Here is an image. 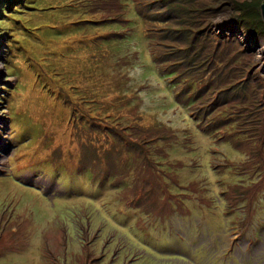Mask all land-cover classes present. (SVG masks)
Segmentation results:
<instances>
[{
    "label": "rangeland",
    "instance_id": "374dc122",
    "mask_svg": "<svg viewBox=\"0 0 264 264\" xmlns=\"http://www.w3.org/2000/svg\"><path fill=\"white\" fill-rule=\"evenodd\" d=\"M86 1L45 0L50 6L22 14L26 27H53L30 32L18 23L9 63L0 34V264H264V155L232 148L222 136L227 125L212 133L194 127L189 105L177 103L174 87L151 60L132 0H115L122 10L112 15L103 13L113 9L112 0H92L99 8ZM210 3L219 10L205 31L233 40L236 47L222 54L250 77L245 86H264V50L256 52L252 44L264 40L236 29L228 0ZM84 15L101 24L85 30L71 24ZM117 16L122 23H113ZM41 57L45 69H58L68 99L89 102L97 94L95 111L103 100L105 111L115 103L116 118L137 114L145 127L156 125L147 134L153 141L143 145L161 170L163 189L149 188L146 205L131 206L132 196L116 190L128 182L131 168L116 183L107 174L95 184L86 168L58 162L74 155L75 144L65 140L68 110L56 103L54 83L37 77ZM11 68L15 74L7 73ZM164 126L172 136L158 143L170 133ZM241 126L247 129L240 119L233 129ZM215 133H221L218 140ZM157 143L159 150L152 151ZM238 181L256 183L250 204L226 202L225 187L234 192ZM134 187L142 192V182ZM242 209L249 222L239 228L235 218Z\"/></svg>",
    "mask_w": 264,
    "mask_h": 264
},
{
    "label": "trees",
    "instance_id": "16d2710c",
    "mask_svg": "<svg viewBox=\"0 0 264 264\" xmlns=\"http://www.w3.org/2000/svg\"><path fill=\"white\" fill-rule=\"evenodd\" d=\"M210 1L132 0V3L135 16L142 22L141 30L151 53V60L158 72L167 77L168 82L174 87L177 103L189 105L188 113L194 120L192 122L194 127L201 132L212 133L219 130L217 127L220 124H222L221 126L227 125L225 131H222V136L226 137V142L232 148L235 147L241 152L249 151L254 157L263 156L264 86L260 85L256 88L253 85L248 87V84L245 86L250 81V77L245 76L244 71L239 72L238 66L233 61V64L230 63L231 57L227 56V53L222 54L223 49L230 46L236 47L233 40L227 37H217L205 31L208 19L219 10L210 6ZM215 1L218 3L220 0ZM228 1L232 13L231 23L238 26L245 36L264 40V23L260 16V5L263 0ZM98 3V1H86V5L99 8ZM111 3L114 4L111 11L102 10L105 15H112L114 10L115 12L122 10L117 6V1L112 0ZM38 5L40 7H37ZM48 6L50 3H45V0H2L0 26H6V28L4 27V31L0 34L6 38L4 42L7 45V53H5L7 63L11 57L9 53V47L12 44L11 38L15 35L18 38V23H21L30 32L53 27L47 23L26 27L23 24L25 19L21 15L26 11H38V9L41 10V7ZM125 10L127 11V8ZM89 17L87 15L79 16V19L71 24L75 27L82 26V30H85L83 26L88 29L93 25L101 24H97L99 21H89ZM114 19H117V21H113L114 24L123 22L118 16ZM100 40L101 35L94 39V42ZM42 44L45 45V42L43 41ZM41 58L39 60L42 61L40 64L42 65V75L37 74V77L50 78V81L54 83L52 89L55 92L56 103L68 110L64 118V121H67L64 126L65 140L71 146V142L75 144L74 155L66 153L58 158V162L73 161V170L86 168L89 179H92L95 184L103 181L107 174L110 175L109 182L116 183L131 168L132 174L127 180L128 182L120 184L116 190H122L132 196L129 195L131 206H137L138 202L142 206L146 205L145 193L151 190L149 188L155 191L163 189V182L157 180L161 170L154 166L147 152L148 148L143 145L148 141H153L147 134L156 125L145 127L143 125L145 121H142L137 114L131 117L116 118L117 111H113L115 103L109 105L108 111H105L103 100H101L103 106H101V111H95L100 107H97L96 104L100 102L97 94L91 96L89 102L83 97L74 101L68 99L66 97L67 83L59 80L58 69L54 68L53 71L45 69L43 66L45 57ZM7 73L15 74L13 68L9 69ZM260 78V76H256V80ZM8 87L6 86V90H9ZM110 88L112 89V87ZM221 106L230 109L222 110L219 113ZM240 119L247 129L244 130L241 126L238 127V131H235L233 129L234 122L237 125V120L240 121ZM123 121H126L128 125H124ZM229 121L232 122L228 124ZM159 126L161 125L159 124ZM251 127L253 133L250 134L248 130ZM167 131L170 132L167 134V138L156 139L158 143L171 138L172 132L169 129ZM220 134L215 133L214 139L218 140ZM233 135L240 138L231 140L230 137ZM158 143L151 148L152 151L159 150ZM142 146L145 148L146 155L143 153ZM242 164L244 165L245 162L243 161ZM236 167L240 168L239 164ZM252 169L257 168L253 167ZM153 180L156 181V186L155 181L151 185ZM137 182H142V192L134 187ZM256 187V183L246 184V182L238 181L235 183L234 192H231L230 188L226 186L225 200L232 204L237 200L250 204L251 199L256 198ZM248 214L247 210H240L239 215L235 218V224L239 228H243L249 221ZM18 234L16 227L13 231L14 239L19 237Z\"/></svg>",
    "mask_w": 264,
    "mask_h": 264
},
{
    "label": "bare ground",
    "instance_id": "6f19581e",
    "mask_svg": "<svg viewBox=\"0 0 264 264\" xmlns=\"http://www.w3.org/2000/svg\"><path fill=\"white\" fill-rule=\"evenodd\" d=\"M232 31V30H231ZM234 32H236L235 30H234ZM262 40V39H261ZM248 41H249V39H248ZM250 43H251V41H249ZM253 44V49L256 51V52H259V53H261L263 50H264V45L262 44V43H260V44H257V43H252ZM263 46V47H262ZM261 47L263 48V49H261ZM0 160H1V156H0Z\"/></svg>",
    "mask_w": 264,
    "mask_h": 264
},
{
    "label": "water",
    "instance_id": "95a60500",
    "mask_svg": "<svg viewBox=\"0 0 264 264\" xmlns=\"http://www.w3.org/2000/svg\"><path fill=\"white\" fill-rule=\"evenodd\" d=\"M260 16H261V19L264 23V1L263 3L260 5Z\"/></svg>",
    "mask_w": 264,
    "mask_h": 264
}]
</instances>
